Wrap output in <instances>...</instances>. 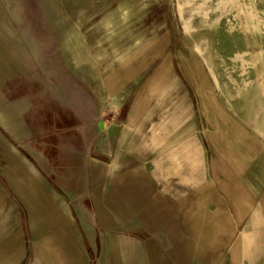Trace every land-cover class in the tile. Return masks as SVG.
<instances>
[{
	"label": "rangeland",
	"instance_id": "rangeland-1",
	"mask_svg": "<svg viewBox=\"0 0 264 264\" xmlns=\"http://www.w3.org/2000/svg\"><path fill=\"white\" fill-rule=\"evenodd\" d=\"M0 39L11 48L10 61L0 53V140L24 156L0 154L5 229L25 247L20 258L0 238V264L55 262L34 184L66 202L67 151L112 175L141 166L180 201L200 263L264 264V235L241 242L264 213V0H0ZM69 217L62 234L95 264L93 214Z\"/></svg>",
	"mask_w": 264,
	"mask_h": 264
},
{
	"label": "crops",
	"instance_id": "crops-1",
	"mask_svg": "<svg viewBox=\"0 0 264 264\" xmlns=\"http://www.w3.org/2000/svg\"><path fill=\"white\" fill-rule=\"evenodd\" d=\"M10 51V46L5 45L0 39V53H3L9 61ZM0 143V154L4 162H9L7 158L9 159L10 155L18 158L19 161L23 159V155L16 153L12 155L9 141L2 139ZM3 152H8L10 155L4 157ZM77 158L79 160L76 161L75 151H67L69 161L66 173L67 185L66 188L57 185L64 190L65 194L62 195L66 197V202L60 194L54 192L56 188L53 183L50 184L52 185V192H49L50 201H44L42 198L40 191L45 187L43 182L38 179L34 184L36 212L40 214L41 222L54 225L51 237L54 241H56L55 237L57 238L58 246L54 247L52 252L56 255V260L51 264H57L58 259H61V264H86L84 252L80 250L76 241H71L62 234L63 228L69 222L70 212L82 222H87V218L92 214L94 216L92 220L96 226L88 229L84 226V233L89 239L90 249L96 256L95 264H202L196 259L198 252L195 249L198 240L195 241V238L188 236V233L191 235L189 231H193L194 228L188 225V221L180 218L178 207L181 205L180 201L175 199V203H171V199L160 192L158 184L151 181L141 166H130V168L126 166L125 169L129 171L124 172L123 169L112 175L115 173L112 169L92 161L84 151ZM52 164L54 165L51 166L50 173L53 175V181L56 180L54 182L58 183L61 172L56 163L52 162ZM8 168L4 165L2 172H7ZM104 175L112 177L109 183L102 184ZM74 181L77 183L76 186ZM205 186H208L207 183L202 185V189ZM74 189L82 192H74ZM2 195L0 187V238H5L4 249L12 247L22 258L25 247L17 243L19 236L11 235L8 233L9 229H5L7 220L5 206L9 204L8 199ZM76 198L81 200L77 201ZM217 214L224 224L221 214L218 212ZM248 223L251 225L248 229H253L254 232L255 247H259L257 232L259 236L264 235V232L262 231L261 234L260 231L264 225V213L261 212V207L256 208ZM254 226L260 229H254ZM250 231L247 230L245 233ZM38 259L34 264H46L42 254L38 255Z\"/></svg>",
	"mask_w": 264,
	"mask_h": 264
},
{
	"label": "bare ground",
	"instance_id": "bare-ground-1",
	"mask_svg": "<svg viewBox=\"0 0 264 264\" xmlns=\"http://www.w3.org/2000/svg\"><path fill=\"white\" fill-rule=\"evenodd\" d=\"M73 40V39H72ZM131 53H129V55H130ZM128 55V56H129ZM125 57H127V56H125ZM260 79V78H259ZM260 87H264V79H263V83L261 84L260 83V85H259ZM254 91V90H253ZM260 91V94L263 92V90L261 89V90H259ZM260 98H262L261 97V95H260ZM258 109L259 110H261L262 109V107L260 106V105H258ZM263 155H264V153H263ZM255 232H257V230L255 231ZM253 231L251 230L249 233H245V234H242L241 235V242L243 243V247L245 248V245L246 246H254L255 244H256V241H255V239L253 238Z\"/></svg>",
	"mask_w": 264,
	"mask_h": 264
}]
</instances>
